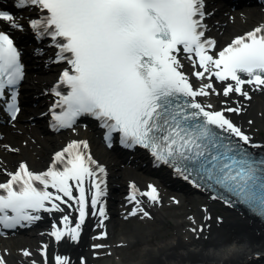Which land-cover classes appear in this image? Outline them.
Returning <instances> with one entry per match:
<instances>
[{
  "label": "snow or ice",
  "instance_id": "1",
  "mask_svg": "<svg viewBox=\"0 0 264 264\" xmlns=\"http://www.w3.org/2000/svg\"><path fill=\"white\" fill-rule=\"evenodd\" d=\"M15 7L38 13L30 29L41 39L50 38L55 61L68 65L59 80L67 91H55L59 111L53 110L54 129H74L80 118H94L109 147L118 134L122 147L146 149L195 187L214 191V199L246 205L264 217V156L249 150L264 151V144L255 143L225 114H241L243 104L236 101L235 107L215 111L196 99L221 94L213 77L224 83L225 97L238 94L251 100L245 85L264 91V26L217 52L216 41L206 35L210 13L205 0H15ZM0 22L23 31L12 13L0 10ZM182 59L192 61L193 76L208 82L194 88L182 71ZM24 77L20 51L0 32V104L11 121L20 113L17 97ZM88 148L87 141L71 142L40 173L26 163L14 173L0 170L9 177L0 182V233L30 227L43 213L67 209L78 213L76 225L64 214L63 228L53 221L49 235L57 243H78L90 210L107 218L102 206L106 169ZM131 187L137 207L130 215L151 218L137 199L136 186ZM140 195L152 204L160 202L153 185ZM46 249L44 245L45 264ZM54 262L70 264V259L56 255ZM0 264H6L2 256Z\"/></svg>",
  "mask_w": 264,
  "mask_h": 264
},
{
  "label": "bare ground",
  "instance_id": "2",
  "mask_svg": "<svg viewBox=\"0 0 264 264\" xmlns=\"http://www.w3.org/2000/svg\"><path fill=\"white\" fill-rule=\"evenodd\" d=\"M209 5L211 8L209 36L216 41L217 52L223 50L236 36H241L264 22V7L231 18L218 7L219 4H215L214 0H209ZM181 62L184 65L182 71L196 81L197 87L208 82L207 80H198L192 75L194 71L192 63L186 59H182ZM48 69L46 67V71L38 75L35 73L28 75L24 101H34L32 96L37 94L45 95L43 91L48 89L55 78L59 76V71L56 68ZM197 70L200 69L197 68ZM212 82L221 94H212L201 100L206 105L214 106L210 110H222L226 106L235 107L237 106L236 101H240L244 106L241 114L227 112L226 114L250 135L255 143L264 144V137L260 135V131L264 129V91L253 90L252 86L245 85L251 100H245L238 94L225 97L222 95L224 83L215 80V78ZM43 100L44 98H40L36 107L28 105L30 107L26 108L19 118L20 121L14 123L5 134L2 141L3 148L0 149V170L6 169L7 172H12L21 163H26L32 170L46 171L50 167L51 155L56 150L73 141H87L89 145L87 151L90 152L92 158L99 161L101 166L109 168L112 173L111 179L117 185L115 191L118 194L117 199H119L117 202L115 201L116 205L122 203L120 193L129 180L138 185L140 193L145 192V189H148L149 185H153L157 180L162 183L160 184L162 190L159 203L164 205L160 208L152 207V212H156V220L160 224L173 222L171 236L160 234V230L155 225H153L154 228L142 231L140 224L143 222L138 217L131 219V227H129V222H124L130 221V219L123 218L122 222L112 224L113 232L119 229L124 232L123 239L116 243L139 239L142 243V250L137 259L132 260L131 256L129 262L124 263L120 258H117L116 264H253L264 260V228L257 222L240 213H235L234 210L208 195L192 191L173 192L174 189L168 186L171 182L166 173H159L163 179L150 172L148 175L142 170L122 167L123 165L119 164L113 153L106 150L93 133L74 130L63 134H49L43 126L44 120L36 119V122H29L30 117L37 116L46 109L41 103ZM249 121L252 123L250 124ZM9 149H15V151ZM142 162L143 159L140 163ZM6 178L7 176L0 171V182ZM137 199L148 202L144 198ZM172 205H176L182 214L170 212L171 210L167 207ZM142 207L148 212L151 211L150 207L144 205ZM115 210L118 211V209ZM56 215L59 216L60 213ZM69 215L70 218L73 217L72 214ZM76 222L73 217L71 226L74 227ZM201 227L204 229L203 232L192 231L193 228ZM40 233L37 232L39 238L41 237ZM34 238L31 237L30 241H33ZM45 239L44 237L43 240ZM18 242L14 239H0V256L5 261L8 260L10 264L30 262L35 253L33 252L31 257H25L22 253L20 256L23 259L19 261L17 259L19 251H15V244ZM21 243L24 244V242ZM86 245V239L82 240L75 248H66L62 242L54 247V252L60 256L64 252V255L70 259V264H76V262L82 264V259L89 253L85 250ZM113 248V245L109 246L108 250L111 254L114 251Z\"/></svg>",
  "mask_w": 264,
  "mask_h": 264
},
{
  "label": "rangeland",
  "instance_id": "3",
  "mask_svg": "<svg viewBox=\"0 0 264 264\" xmlns=\"http://www.w3.org/2000/svg\"><path fill=\"white\" fill-rule=\"evenodd\" d=\"M260 135H262L264 137V129L262 131H260ZM169 209L171 210L170 212L173 211L178 215L181 213L177 207H173V208H169ZM117 221H120L119 218L114 219V222H117ZM129 224H128V226L131 227V221L129 222ZM43 225H45V223ZM153 225H155V227L160 230V234H168L169 236H171V231H172L171 226L173 225V222H168V223L166 222L164 224H160L158 221L157 222L154 221V222L140 224V226L142 227V231H147V230L151 229L153 227ZM122 234H124V232L120 231V229L118 231H115V233L112 234L113 243L117 244L116 243L117 241L122 240L121 239ZM162 238L165 239L164 236H162ZM21 241L26 242V239H23ZM36 241L37 240L34 238L33 241L27 242L26 244L25 243L24 244L17 243L16 248L19 249V248L24 247L26 245V247H33V248L38 249V246L35 245ZM141 245H142L141 241H139V239H136L134 241H130V243L125 247H117L116 248V254H115L114 258L118 257L124 263L129 262V259L131 258V256H132V260H135V259H137V256L140 254V252L142 250ZM113 259H111V257H106L104 260H101V258H100V259L94 260V261L96 263L103 261V263L106 264L107 261H112Z\"/></svg>",
  "mask_w": 264,
  "mask_h": 264
}]
</instances>
